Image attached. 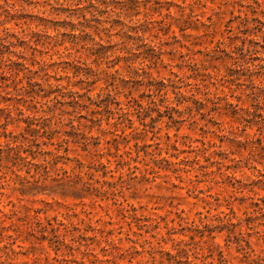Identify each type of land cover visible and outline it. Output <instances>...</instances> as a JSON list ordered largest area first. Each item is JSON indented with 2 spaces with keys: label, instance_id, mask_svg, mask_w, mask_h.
I'll return each instance as SVG.
<instances>
[{
  "label": "rangeland",
  "instance_id": "374dc122",
  "mask_svg": "<svg viewBox=\"0 0 264 264\" xmlns=\"http://www.w3.org/2000/svg\"><path fill=\"white\" fill-rule=\"evenodd\" d=\"M256 255L264 0H0V264Z\"/></svg>",
  "mask_w": 264,
  "mask_h": 264
},
{
  "label": "trees",
  "instance_id": "16d2710c",
  "mask_svg": "<svg viewBox=\"0 0 264 264\" xmlns=\"http://www.w3.org/2000/svg\"><path fill=\"white\" fill-rule=\"evenodd\" d=\"M255 206L256 207H259L260 206V204L258 203V202H256L255 203ZM261 257L259 256V255H256L255 257H253L252 259H251V264H261Z\"/></svg>",
  "mask_w": 264,
  "mask_h": 264
}]
</instances>
